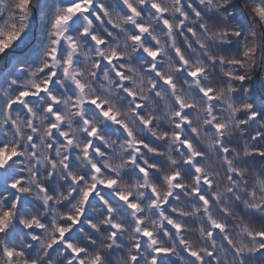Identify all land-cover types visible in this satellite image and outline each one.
Masks as SVG:
<instances>
[{
    "label": "clouds",
    "instance_id": "9594fccd",
    "mask_svg": "<svg viewBox=\"0 0 264 264\" xmlns=\"http://www.w3.org/2000/svg\"><path fill=\"white\" fill-rule=\"evenodd\" d=\"M5 57L0 264H264V0H0Z\"/></svg>",
    "mask_w": 264,
    "mask_h": 264
},
{
    "label": "snow or ice",
    "instance_id": "6c2138e0",
    "mask_svg": "<svg viewBox=\"0 0 264 264\" xmlns=\"http://www.w3.org/2000/svg\"><path fill=\"white\" fill-rule=\"evenodd\" d=\"M21 2V6L26 2V0H20ZM82 6L81 3H76L73 7H70L68 10L69 11H74L76 9H79L80 7ZM154 8L158 7V5H153ZM186 7H190V5H186ZM132 12H135L136 9L135 8H132L131 9ZM197 15H199V13L197 12ZM67 17H59L56 22H55V26L59 27V25L61 24V22L63 20H66ZM165 24L168 23L167 20L164 21ZM141 30H143V28H141ZM189 31H192L191 29H189ZM134 39H139L138 36H134L133 37ZM93 39H95V37H93ZM115 55V54H114ZM150 55H154V53H150ZM8 57H5V60H7ZM7 68V67H6ZM197 71H200L199 69ZM14 73L13 72H9L8 75H13ZM196 73L193 72L191 73V75H195ZM238 79L240 80H243V77L240 76L238 77ZM7 82V75L4 74V69L3 70H0V85H2L3 83H6ZM30 94L28 92H24V91H21L19 93V96L16 98V102H8V106L11 107V108H14L16 106V103L20 102L22 98H25V97H29ZM5 107V103L3 102H0V111H2V109ZM247 107V106H246ZM29 111H30V108H29ZM49 111H52L51 108H49ZM105 115H108V113H104ZM177 115H180V113H178ZM256 114H253V118H255ZM53 129L56 127L54 124L51 126ZM223 128V125L221 124H216V129L217 130H220ZM91 135H95V131H93L91 133ZM29 139H33L32 137H29ZM251 139L253 140H256L257 137L256 136H252ZM69 143H71V141H69ZM185 144L187 146V148H191V144L187 141H185ZM223 152L225 154H228L230 155V149L229 148H223ZM18 155V151L16 148H11L9 149V146L7 144H0V166H6V161L8 158H15L16 156ZM193 155H196L198 156L199 154L197 153H193ZM254 155H258L260 158H261V161L260 163L261 164H264V151H257L254 153ZM188 163H191V161H189ZM141 172H144L145 170L143 168L140 169ZM201 171V169L199 167H197L195 169V172L196 173H199ZM13 174L14 173V170H13ZM191 174V173H189ZM239 176V173L238 172H235L233 173L229 179L230 180H235L237 179ZM170 180H175L176 177L173 176V177H170L169 178ZM198 183H200V180L198 179L197 180ZM21 181L19 179H17L12 185L11 187L12 188H16L18 186V184H20ZM110 183H114V181L110 182ZM212 186L211 184V180L208 178V177H205L203 179V182H202V188H197V189H194L193 190V193L195 195V197L197 198L198 202L201 203V204H208L209 203V200L211 198L210 194L208 193V189ZM177 187H182L181 185H177ZM238 198V197H237ZM167 202V201H166ZM18 203V201H17ZM130 207L132 208H135L137 207L136 205L132 204L130 205ZM12 216V213L10 211H4L3 213V216H0V226H3L5 225L6 221L8 219H10ZM32 223H35V221H32ZM212 226L216 229L217 232H223L225 231V225L222 224V223H217L215 220H213L212 222ZM168 225L173 227L174 229H180L181 228V225L179 224H175V221L174 220H169L168 221ZM114 227H119V225H115ZM61 232H65L67 231V229H61L60 230ZM212 233H210L211 235ZM144 237L147 238V237H150L152 235L151 232L149 231H145L143 233ZM252 236L261 241L257 251H264V231H261V232H256L254 234H252ZM153 243L155 244L156 241H153ZM228 244H230V239L227 240ZM69 248L72 247L71 244L68 245ZM138 249H139V245L137 246ZM73 251H76V252H82L83 250L82 249H73ZM170 253V249L169 248H157L155 250V256H153V258L151 259L150 261V264H159V261L156 259V256H160V255H168ZM9 256L12 255L11 252L8 253ZM186 255L190 258H192L193 260V264H202V261H200V253L196 252V251H192L190 248L189 249H186ZM216 255L215 252H209V260L212 261V258ZM134 262L137 261L139 258L137 256H133L131 258ZM95 264V262H94Z\"/></svg>",
    "mask_w": 264,
    "mask_h": 264
},
{
    "label": "trees",
    "instance_id": "16d2710c",
    "mask_svg": "<svg viewBox=\"0 0 264 264\" xmlns=\"http://www.w3.org/2000/svg\"><path fill=\"white\" fill-rule=\"evenodd\" d=\"M18 53H13V55H16ZM9 60H5V58H0V70L5 69L8 66Z\"/></svg>",
    "mask_w": 264,
    "mask_h": 264
}]
</instances>
